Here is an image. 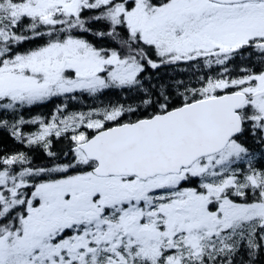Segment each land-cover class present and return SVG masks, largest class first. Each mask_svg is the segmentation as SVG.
I'll list each match as a JSON object with an SVG mask.
<instances>
[{
	"label": "snow or ice",
	"instance_id": "obj_1",
	"mask_svg": "<svg viewBox=\"0 0 264 264\" xmlns=\"http://www.w3.org/2000/svg\"><path fill=\"white\" fill-rule=\"evenodd\" d=\"M0 264H264V0H0Z\"/></svg>",
	"mask_w": 264,
	"mask_h": 264
}]
</instances>
